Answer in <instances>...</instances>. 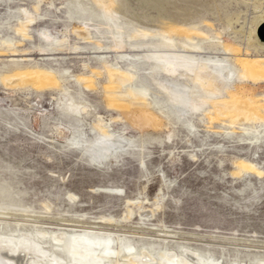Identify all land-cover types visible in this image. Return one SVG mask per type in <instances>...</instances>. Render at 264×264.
<instances>
[{
  "label": "rangeland",
  "instance_id": "obj_1",
  "mask_svg": "<svg viewBox=\"0 0 264 264\" xmlns=\"http://www.w3.org/2000/svg\"><path fill=\"white\" fill-rule=\"evenodd\" d=\"M110 2L107 13L97 0H0V236L27 237L66 264L54 236L67 233L70 244L84 229L112 233V250L123 242L152 251L157 264L164 251L263 264L264 120L209 122V103L190 111L193 92L203 93L192 66L159 76L183 91V105L169 108L149 73L173 54L196 58L182 61L189 65L226 58L235 70L239 57L264 59L262 24L253 34L264 0ZM175 28L194 32L186 40L169 35ZM110 67L137 73L133 85L163 109L155 108L159 128L108 106ZM33 70L54 73L60 85L6 87L5 78ZM86 77L92 89L79 82ZM211 88L210 100L244 91L264 105V82L234 75ZM68 98L86 112L67 111ZM102 128L113 135L107 156Z\"/></svg>",
  "mask_w": 264,
  "mask_h": 264
},
{
  "label": "bare ground",
  "instance_id": "obj_2",
  "mask_svg": "<svg viewBox=\"0 0 264 264\" xmlns=\"http://www.w3.org/2000/svg\"><path fill=\"white\" fill-rule=\"evenodd\" d=\"M97 1L106 8L107 13H110L109 6L112 5L110 0ZM263 23L264 12L255 23L253 30L255 36L257 28ZM193 32L194 30L189 28H175L170 30L169 35L184 36L186 40H190ZM194 34L200 37L199 33ZM175 42L170 40L168 44L172 48H175L177 47ZM259 45L264 48L263 42ZM202 47L201 45H192L191 49L200 52L203 49ZM240 51L242 50L239 48L229 49V52L236 54L240 53ZM195 59L196 58L182 57L176 54L168 56L164 61H161L159 58L155 59L156 63L152 67L149 76L152 77L167 96L169 101L167 106L169 108L183 105L184 101L181 100L183 91L181 89L173 90L170 81L168 79L169 82L161 80L159 76L165 74L167 78L176 77L180 68L192 66V68H195V79L193 82H195L196 88L200 89L203 93L199 91L201 94L196 95L195 91L190 98L188 97L191 102L189 104L190 111H196L204 104L207 105L209 103L211 108L206 116L209 122H218L227 119L230 124H234L237 121L264 120V105L247 92H233L234 94H232L228 100L223 99L222 101L210 100V97L214 96L215 91H210L212 93L211 95L204 92L206 89H212L211 86L217 78L226 81L234 75H237L241 80L264 82V59H253L249 56L239 57V70H235L226 58L221 57L208 58L207 60L200 59L198 65H189L182 62L184 60ZM137 76L136 72L123 71L110 67L109 81L106 87L108 106L128 113L133 111V113L129 114L130 118L133 116L137 117L145 127L153 129L159 128L162 125V121L155 110L158 109L164 114L163 109L157 103L152 105V103L148 101L146 90L138 89L133 85ZM4 82L6 87L8 84H11L12 87L13 85H31L38 90L50 89L60 85V79H58L54 73L44 70L24 71L5 78ZM79 82L84 83L87 89H92L94 87L93 79L90 77L82 78ZM127 87H129L128 93L119 92ZM133 106L136 107L135 111L132 110ZM65 107L67 111L73 114H81V112L84 113L87 110L86 106L82 107L75 103L72 98H68ZM192 113L194 112H191V114ZM100 128L101 127H99V129ZM100 132L102 135L100 140L107 141L106 143L104 142V144L107 145V151L105 153L107 156L112 148L111 144L108 142L113 138V135L109 133L106 128H102ZM239 165L241 171L255 170L252 164L242 163ZM107 233L108 232L104 231H96L95 229H84L82 234L76 235L75 240L70 244H65L67 233H61L54 236V243L57 251H62L66 255L65 259L70 260V264H157L155 253L152 251L148 252L146 251L147 249L142 250L140 253H136L134 248L126 246V244L122 242L119 247L117 246L118 248L116 250H112L111 245L114 243L112 239L113 234ZM164 255V262L158 264H218L219 262L203 258L199 253L194 254L196 262L189 260L190 258H188L189 256L187 257V252H184L182 255H173L168 251H164ZM55 256H49L38 242H33L27 237L14 240L9 237L0 236V264H66V261L61 259L60 256Z\"/></svg>",
  "mask_w": 264,
  "mask_h": 264
},
{
  "label": "water",
  "instance_id": "obj_3",
  "mask_svg": "<svg viewBox=\"0 0 264 264\" xmlns=\"http://www.w3.org/2000/svg\"><path fill=\"white\" fill-rule=\"evenodd\" d=\"M262 26V29H260V31L258 32V37L260 41L264 43V23L262 24Z\"/></svg>",
  "mask_w": 264,
  "mask_h": 264
}]
</instances>
